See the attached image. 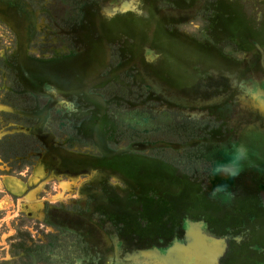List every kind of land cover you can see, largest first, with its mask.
I'll return each mask as SVG.
<instances>
[{
	"label": "rangeland",
	"instance_id": "obj_1",
	"mask_svg": "<svg viewBox=\"0 0 264 264\" xmlns=\"http://www.w3.org/2000/svg\"><path fill=\"white\" fill-rule=\"evenodd\" d=\"M0 264H264V0H0Z\"/></svg>",
	"mask_w": 264,
	"mask_h": 264
}]
</instances>
